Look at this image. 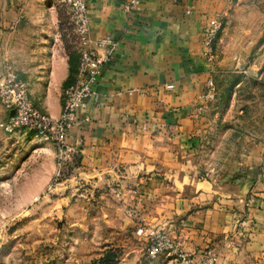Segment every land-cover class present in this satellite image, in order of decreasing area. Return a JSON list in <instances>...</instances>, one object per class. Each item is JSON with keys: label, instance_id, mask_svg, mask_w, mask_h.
I'll list each match as a JSON object with an SVG mask.
<instances>
[{"label": "crops", "instance_id": "crops-1", "mask_svg": "<svg viewBox=\"0 0 264 264\" xmlns=\"http://www.w3.org/2000/svg\"><path fill=\"white\" fill-rule=\"evenodd\" d=\"M86 1L92 38L109 35L118 44L70 132L77 154L57 185L62 204L89 206L86 253L128 237L141 248L125 264H150L136 236L146 226L164 228L189 253L214 247L220 264H264V141L256 139L264 128L237 137L246 150L220 177L210 169V179H199L195 163L209 127L198 117L200 97L213 68L202 39L225 0H142L132 13L124 11L126 0ZM53 2L0 0V70L7 48H21V62L49 65L45 85L34 83L30 99L57 118L79 56L72 63L61 38L62 10ZM115 186L122 197L110 192Z\"/></svg>", "mask_w": 264, "mask_h": 264}, {"label": "rangeland", "instance_id": "rangeland-1", "mask_svg": "<svg viewBox=\"0 0 264 264\" xmlns=\"http://www.w3.org/2000/svg\"><path fill=\"white\" fill-rule=\"evenodd\" d=\"M53 1L62 10L61 38L75 63L78 49L69 9L62 0ZM225 2V10L216 17L221 25L212 64L211 80L216 93L209 101L200 97L198 108L199 119L209 125L195 161L199 179H210L206 176L210 169L216 177L233 169L232 157L246 150V143L237 141V137H250L264 128V0ZM20 51L21 48L3 50L7 60L1 65L0 80L14 72L31 96L34 83L45 85L49 65L21 62L15 57ZM8 116L0 104L1 263L93 264L113 251L119 264H125L131 250L141 248L128 237L104 242L95 252L86 253L88 243L82 242L92 233L89 206L74 199L71 203L79 207L74 205L71 214L72 204L60 202L63 190L59 189L63 187L54 185L57 157L53 145L25 131L8 134L4 128ZM256 139L264 141V137ZM139 242L145 245L143 240ZM165 259L149 261L166 264Z\"/></svg>", "mask_w": 264, "mask_h": 264}, {"label": "built area", "instance_id": "built-area-1", "mask_svg": "<svg viewBox=\"0 0 264 264\" xmlns=\"http://www.w3.org/2000/svg\"><path fill=\"white\" fill-rule=\"evenodd\" d=\"M62 2L69 9L79 62L75 80L65 91L60 116L55 118L39 110L31 101L26 85L14 72H8L0 80V104L9 114L4 124L5 131L8 134L25 131L51 142L57 157L54 185L63 181L69 165L77 154L76 149L68 144L70 132L78 125L80 112L86 110L90 100L97 95L96 86L104 67L110 63L118 49V44L109 35L98 39L92 38L86 0ZM141 3L142 0H126L124 11L132 13ZM220 29L219 21L211 19L203 34V56L211 64L215 59V42ZM215 93L214 82L210 80L201 98L206 101L212 100ZM262 151L264 155V145ZM85 192V187H78V194L81 197ZM110 192L117 197L123 196L119 186L112 187ZM136 236L145 242L148 260L164 257L172 264H220V255L214 247H207L200 253H189L164 228L142 226L136 230Z\"/></svg>", "mask_w": 264, "mask_h": 264}, {"label": "trees", "instance_id": "trees-1", "mask_svg": "<svg viewBox=\"0 0 264 264\" xmlns=\"http://www.w3.org/2000/svg\"><path fill=\"white\" fill-rule=\"evenodd\" d=\"M77 67H78V64H77ZM76 72H77V68H76L75 73L74 74L72 73V78H71V80L69 82V85L71 83H73V81L75 80ZM67 176H69L68 172L64 176V178L65 177L67 178ZM118 258L119 257H118V255L115 252L110 251L107 254H105L103 257H101L100 259L96 260L93 264H119L120 262H119ZM0 264H2L1 261H0Z\"/></svg>", "mask_w": 264, "mask_h": 264}]
</instances>
